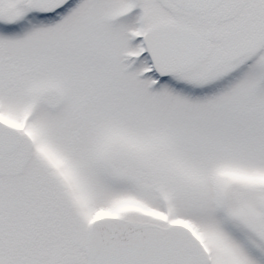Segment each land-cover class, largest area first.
Returning <instances> with one entry per match:
<instances>
[{"label":"snow or ice","instance_id":"snow-or-ice-1","mask_svg":"<svg viewBox=\"0 0 264 264\" xmlns=\"http://www.w3.org/2000/svg\"><path fill=\"white\" fill-rule=\"evenodd\" d=\"M0 264H264V0H0Z\"/></svg>","mask_w":264,"mask_h":264}]
</instances>
